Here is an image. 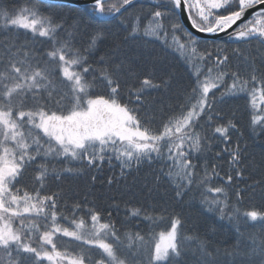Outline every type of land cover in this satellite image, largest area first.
I'll return each instance as SVG.
<instances>
[{"label": "snow or ice", "instance_id": "snow-or-ice-1", "mask_svg": "<svg viewBox=\"0 0 264 264\" xmlns=\"http://www.w3.org/2000/svg\"><path fill=\"white\" fill-rule=\"evenodd\" d=\"M58 4H0V264H264V232L241 228L264 229V210H242L243 189L236 188L235 202L229 194L247 146L229 147L238 123L219 107L244 96L250 130L264 135V0H88L79 15L51 11ZM185 20L195 33L227 41L206 46ZM153 42L193 70L190 91L175 92V105L146 102L151 91L170 92L174 79L161 74L163 57L150 67L141 57ZM207 130L225 144L216 157L229 154L224 176L208 166ZM199 158L205 159L198 170ZM113 160L120 175L109 185L161 162L145 183L149 194L165 179L177 201L198 192L201 215L227 220L235 244L222 252L198 233L186 234L178 215L146 238L118 227L111 211L105 219L88 202L62 205L60 193L49 190L50 178L98 171ZM114 207L118 214L120 205ZM125 217L150 225L164 219L127 205Z\"/></svg>", "mask_w": 264, "mask_h": 264}, {"label": "trees", "instance_id": "trees-1", "mask_svg": "<svg viewBox=\"0 0 264 264\" xmlns=\"http://www.w3.org/2000/svg\"><path fill=\"white\" fill-rule=\"evenodd\" d=\"M0 4L4 6H8V7L19 8V7L24 6L25 0H0ZM51 11L58 12L63 15H68V13H71L70 11H68V9H66V12H62L61 9H59V11L55 9H51ZM78 14L79 13H77L76 15ZM23 38L24 37L22 35L21 39ZM153 43H154V46L147 47L148 50H143V49L141 50V57L148 58L146 60V63L148 64L149 67L151 66L153 60H156L158 57H162L163 53H165L164 51L161 50V45L159 42H153ZM37 46L41 48L48 47L47 44H38ZM231 46H235V44H232ZM107 50H108V45L107 44L102 45L100 48V51L96 53L93 59H98L99 55L103 54ZM176 58L177 56L175 55V61L177 62ZM162 63L164 67L162 69L161 74L169 73V72L174 74V79H173L174 88L173 90H171L173 91L171 95H168L169 94L168 92L163 97H160L159 100H156V98L155 99L153 98L151 100V103L156 106H160L162 103L164 105L167 104L168 98L173 99L177 103L174 93L184 87V84L181 81H178L180 77L184 75L183 72L180 69L175 68L174 66H171V64H169L170 62L163 60ZM157 67L159 68L160 65L158 64ZM217 95H219V93H217ZM236 106H238L240 110H241V106L249 108L248 102H246L241 97L228 98L226 100V103L223 105V107L222 106H219V107H220L221 113L226 112L231 117L233 114H232V111L230 110H232L233 107L236 108ZM234 114H235L236 121L238 123V130L232 131L231 137L236 143L239 142L242 148H244L246 145L247 146L246 150H247L248 148H250L249 144L251 143L250 142L251 140L249 139L253 138L255 142H258L262 138L253 136L254 134L252 133L249 127L250 121L247 119V117L243 115V113H241V111H238ZM207 135L210 137L209 130H207ZM211 141L212 140L210 139V144L212 145L213 143H211ZM219 141L223 142L220 139L218 140V142ZM215 145L217 146V144L215 143L213 144V147ZM248 153L254 159L255 168L253 172L255 174H262V175L261 177H259V179L258 178L254 179L255 183L253 182L250 185L253 187H248L247 191L244 188L243 200L241 204L239 205V207L241 206L242 210L243 208L245 209V207L247 208V210H250V209H255L258 211L264 210V163L263 165H261V162L258 160V157L261 156L260 152L252 153V151L249 152L248 150ZM70 166L79 167L78 165H70ZM56 167L61 168L60 166H56ZM240 167L244 173L246 171L248 172L247 165L242 163ZM133 171L137 172L140 175V179L132 181L130 185H126V187L121 189L120 194H117L116 190L110 185L105 184L102 181V179H100V183H98L97 181L96 184H100V186L103 188V191L99 192V190L98 191L91 190L90 187L93 185H91V182L87 180V177L84 178V175H87V173L90 172L89 170L86 171L87 173H83V175L81 174L78 176L65 174L61 180H57L56 184H53V183L50 184L48 181V187L51 192L60 193L62 197L61 199L62 205L67 204L69 207H71V205L77 202L81 204L88 202L90 206L94 205L98 210H100L102 214L104 215L105 219L108 218L107 214H104L105 208H106L105 206L107 204L111 205L114 202L112 201L113 198L119 201V205H121L122 207L127 205L128 208H135V207H145L146 208L149 206H153V204L157 205L158 210L160 211L161 209V211L163 210L166 214H155V215L163 216L164 219L161 221H158L155 225H150L146 221H144L143 224L137 222V231H140L141 234L146 236V238H148L149 236H158L159 232L165 231L168 229L171 217L175 215H179V214L177 211H173L172 214H169L168 210H172L173 207L172 206L166 207L167 204L163 200V198L165 197V194L168 191L165 190V186L162 183L160 184L158 191L149 194L148 189L145 187V183H148L149 185L151 184L153 173L151 175L145 174L146 168H142V167H140L138 171L137 170H133ZM248 173L250 174V172ZM31 174H32L31 170H29V175ZM239 188L241 189L242 187H239ZM91 191H93V193ZM109 192L111 193L110 195H108ZM230 196H231L232 201L235 202L236 197L234 195L233 196L230 195ZM194 208L200 214H196L195 212H187L189 217H191L190 219H194V220L206 219L209 221V223L207 224L203 223L205 220L199 225L197 223L196 228L194 229L200 230L199 235L201 237H205L208 240H210L213 247L221 249L220 248L221 246L220 245L221 244L220 235L217 236L218 234H221L230 240L229 241L230 243L228 244L230 245L228 247V250H230L233 244H235L236 242V234H234L230 238L225 233L228 230H231V231L234 230V227L230 225L227 220L220 221L215 216L208 217L207 215H201L200 206H194ZM127 220L129 221L128 218ZM116 222H117L118 227L121 226V223L129 225L126 219L124 220V219L118 218L116 219ZM223 227L225 228L227 227L229 229L226 231L225 229H223ZM241 227L244 230V232H245V227H249L250 230L252 228V230L256 234H261L262 232H264V229H262L261 225L258 223H256L254 226L252 224L251 228H250V224H247V225L241 224ZM71 248H76V245L75 244L71 245Z\"/></svg>", "mask_w": 264, "mask_h": 264}, {"label": "bare ground", "instance_id": "bare-ground-1", "mask_svg": "<svg viewBox=\"0 0 264 264\" xmlns=\"http://www.w3.org/2000/svg\"><path fill=\"white\" fill-rule=\"evenodd\" d=\"M75 1L76 2L78 1V3H67V4L66 3H59L58 7L54 8V9L58 10V11H59V9H61L62 12H66V9H68V11L71 12V13H68V15H76L77 13L82 14L85 7L87 6L88 0H75ZM85 18H87V17H85ZM200 39L203 41H207L206 46L211 47L213 44H221L222 45L225 41H227V36H225L223 34H220L219 36L210 35L208 38L200 37ZM151 46H154V43H150L147 47H151ZM231 47H236V45L231 46ZM164 52L166 54L163 53V56H162L163 60L170 62L169 64H171V66H174L175 68L180 69L184 74L178 80L184 84V87L181 89L190 91V87L194 83V79H195L193 76V70L188 65H186L184 63V61L181 59L179 54L173 53L171 51H164ZM175 55L177 56L176 59H177L178 63L175 61ZM173 88L174 87H172L171 90H173ZM172 92L173 91H170L168 95H171ZM165 94L166 93L163 91H160V92L151 91L147 94L145 99H146L147 104L154 105L151 103V100L153 98L154 99L156 98V100H159L160 97H163ZM237 97H241L246 102H248V100L244 96H237ZM239 103H241V102H239ZM169 104L175 105L176 102L173 99L168 98V102H167V104H165V106H167ZM223 105H220V106L223 107ZM154 106H156V105H154ZM230 111H232V114L236 113L238 111H241V113H243V115L245 117H247V119L250 121V108L241 106V110H240V108H238V106H236V108L233 107L232 110H230ZM222 114L225 116L226 119L230 117L229 114L226 112H223ZM209 133H210L209 138L212 140L211 143H213V144L216 143L217 146L215 145L213 147V144H212L211 145V151L206 153V160H207L208 166L210 168L212 165H216L217 170L220 172L221 176H224L225 173L230 171L229 154L227 152H223L221 157H219V158L216 157L215 153L221 151L225 147V144L221 141L218 142V140H219L218 138L212 137L211 130H209ZM253 136L254 137H260L262 139L258 142H255L253 140V138L249 139V140H251L250 141L251 143L249 144L250 148H248L246 150V152L244 153V158H243L242 163L248 166V172H250V174L247 171L245 173L242 171V176L236 177L235 172L232 171L231 174L233 175L234 180H233V184L229 187V194L232 196H233V193L235 192L236 188L242 187L241 189L244 190V188H245L247 191L248 187H250L251 183H253V182L255 183L254 179H256V178L259 179V177H261V175H262V174H255L253 172V170L255 168L254 167V159L252 158V156L249 155L248 150H249V152L252 151V153L253 152H260L261 156L258 157V160L261 162V165H263V163H264V135H260V136L253 135ZM235 144H236V142L233 139H231V145H229V147L234 146ZM204 159L205 158H199V159L194 160V162L198 166V170L204 164ZM72 165H77V164L73 163ZM55 166L64 167V166H70V165H62V164L56 163ZM162 166L163 165L161 162L155 161L151 165L145 163V164L141 165L140 167L146 168L145 174L151 175L154 172L158 173L159 169ZM89 171H90L89 173H87L86 171L84 172V173H87V175H84V178L87 177V180H89L91 182V185H93L90 187L91 190H93V191L99 190V192L103 191V188L100 186V184H96L97 181H98V183H100V179H102V181L105 184H108L107 180L109 177L114 176V177L119 178V175H120V169L118 166V162L115 160H113L111 166L107 162H105L103 164V166L100 168V170L97 171V170L93 169V170H89ZM82 175H83V173H82ZM92 176L96 177L95 181H93L91 179ZM137 179H140V175L137 172L132 171V172L126 174V177L124 179L119 180L118 182H114L110 186L116 190L117 194H120L121 189L126 187V185H130L132 181L137 180ZM49 183L50 184H52V183L56 184L57 180H55L54 178H50ZM161 183L165 186V190L168 191V192H166L165 197L163 198V200L167 204L166 207H170V206L173 207L172 210H168L169 214H172L173 211L178 212V214H179L178 216L182 217V219L184 221L183 231L186 234H190V233L192 234L194 232L199 234L200 230L194 229V228H196L197 223L199 225L200 223H202L205 220L203 223L207 224V223H209V221L206 219H199V220L190 219L191 217H189V215L187 213V212H195L196 214H200L194 208V206H200V204H199V200H200L199 193L195 192L194 194L190 195V197H185L183 202L177 201V200L173 199V197H172V189L169 186V184L167 183V180L165 179V180L161 181ZM218 183H219L218 179L213 181L214 185L218 184ZM243 184H245V185H243ZM93 191H91V192L93 193ZM138 191H139V189H138ZM110 194L111 193L109 192L108 195H110ZM193 196H194V198H193ZM112 201H114V202L111 205L107 204L105 206L106 208H105L104 214H107L109 211H111L112 212V218L111 219H113L115 222H116V219H118V218H121L124 220L126 219V221L129 223V225H126L123 223L124 228L129 229V230H133V231H137V222L143 224L144 220H142L140 218H137V219L128 218L129 219V221H128L127 218L125 217L126 206L122 207L120 205L119 213L117 214V211L114 207V204H119V201H117V199H115V198H113ZM135 208H142L145 212H147L150 215H154V216H156L155 214H166L163 210L161 211V209L159 211L157 205H154V204H153V206H149L146 208L145 207H135ZM240 208L242 209L241 206H240ZM243 210H247V208L245 207V209L243 208ZM207 216L213 217L211 215H207ZM249 224H250V228H251L252 223H249ZM223 229H225L227 231L229 228L223 227ZM248 233H255V232L252 230V228L250 230L249 227H245V234L247 235ZM225 234L231 238L234 234H236L235 229L232 231L228 230ZM219 235H220V243H221L220 248H221L222 252L224 250H228V247L230 246V245H228L230 243L229 242L230 240L221 234H218L217 236H219Z\"/></svg>", "mask_w": 264, "mask_h": 264}, {"label": "water", "instance_id": "water-1", "mask_svg": "<svg viewBox=\"0 0 264 264\" xmlns=\"http://www.w3.org/2000/svg\"><path fill=\"white\" fill-rule=\"evenodd\" d=\"M59 3H78V1L76 2L75 0H59ZM185 25L189 28L190 31H193L195 35H197L198 37H204V38H208L210 35H206V34H200V33H195V30L191 29L190 24L188 23L187 20L184 21Z\"/></svg>", "mask_w": 264, "mask_h": 264}]
</instances>
